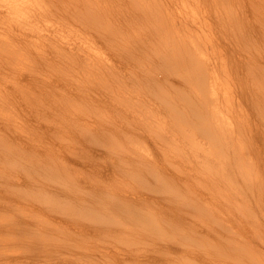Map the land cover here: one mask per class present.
<instances>
[{
    "label": "rangeland",
    "instance_id": "374dc122",
    "mask_svg": "<svg viewBox=\"0 0 264 264\" xmlns=\"http://www.w3.org/2000/svg\"><path fill=\"white\" fill-rule=\"evenodd\" d=\"M232 2L234 9L245 11L249 19L227 22L224 27L215 25L213 30V113L218 114L213 118V137L218 140L213 147L206 144L207 151L213 152L212 160L205 159L203 149L197 147L201 142L198 140H205L206 135L198 130L195 139L181 126L190 128L198 122L197 114L207 107L200 100L196 113L189 109L197 100L188 86L179 89L185 86L181 78L176 77L177 86L170 89L174 99L188 108L172 122L176 129L169 135L176 136L178 143L167 155L161 152L164 147L171 148V138L164 145L160 137L154 136L153 127L145 122L149 103L138 100L153 99L154 105L163 106L161 115L170 117V109L151 93L156 82H144L136 90L130 81L134 93L124 103H139L142 109L135 114L121 110L124 104L116 101V93L123 91L118 90L115 80L109 84L114 99L108 93L111 101L98 105L92 98L106 92V82L84 80L80 69L73 70L70 82L72 88L83 86L88 94L84 97L72 90L73 108L83 110L63 107L65 111L55 115L18 103L14 110L6 102L7 108L0 105V183L8 190L7 197L16 194L23 201L1 210L0 217L10 219L20 212H38L32 206L36 204L43 210L52 208L46 218L56 222L53 231L43 238H35L32 233L5 234L0 264H104V253L118 250L122 254L140 253L141 259L151 257L148 264H160L159 258L173 264H192L196 256H264V33L252 31L253 25H264V18L255 14L264 10V0ZM67 4L71 6L72 2ZM232 23L234 28L230 27ZM226 65L227 71L223 68ZM9 73H2V82L12 89ZM62 100L59 97L52 103L57 106ZM52 119L58 122L54 126L50 125ZM167 129L172 130L171 126ZM226 144L232 149L228 150ZM22 160L33 161L31 176L46 184V190L57 188L64 195L55 193L49 200L48 194L53 193L32 183ZM249 161L250 173L245 169ZM24 193L26 198L22 197ZM129 198L132 201L128 202ZM0 199L8 198L0 192ZM167 206L171 207L170 215L163 214ZM35 218H42V214ZM107 224L125 234L113 238L101 229L80 231L84 225L96 228ZM150 227L154 228L150 236H135L136 231L145 232ZM42 240L54 252L34 260ZM67 246L73 248L67 255L58 251ZM79 246H89L93 251ZM178 247L187 249V253L169 252L180 250ZM120 264L142 263L120 259Z\"/></svg>",
    "mask_w": 264,
    "mask_h": 264
},
{
    "label": "bare ground",
    "instance_id": "6f19581e",
    "mask_svg": "<svg viewBox=\"0 0 264 264\" xmlns=\"http://www.w3.org/2000/svg\"><path fill=\"white\" fill-rule=\"evenodd\" d=\"M29 1L31 0H0V27L2 26L0 63L3 64L0 65V105L7 108L6 102L8 108L14 110L18 103L28 105L38 112L55 115L63 113L65 111L63 107L68 111L83 110L73 108L75 103L72 90H78L84 97L88 94L83 86L72 88L70 82L73 70L80 69L81 78L84 80L102 79L100 81L106 82L103 88L106 92L101 89L103 95L92 98L99 102L98 105L110 100L108 93L111 94L113 89L109 84L112 85L110 80H115L113 83L118 86V90L123 91V94L116 93V101L121 100L120 102L124 104L121 110L135 114L142 109V106L137 102L124 103L125 98L134 93L130 81L135 85L136 90L141 89L144 82H156L151 93L170 109V117L161 115L163 106L154 105L153 99L149 98L151 102H148L149 99L138 100L144 104L149 103V109L144 114L145 122H148L149 127H153L154 136L160 137L164 145L168 142V138H171V148L164 147L161 152L167 155L178 143L176 136L169 135L175 133L176 129L172 122L180 111L188 108L186 103L174 99L170 89V86H177L175 78H181L180 82L185 86L182 88L179 85V89L188 86L197 100L189 105V109L196 113L195 109L199 106L200 100L207 106L203 113L197 114L200 116L198 122L188 129L184 124L181 126L195 139L198 130L206 135L205 140H198L201 142H197V147L203 149L205 159H213V152L207 151V147H213V143L216 144L218 140L213 137V118L218 117L217 113H213V110L216 112V109H213V86H215L213 30L215 25L224 27L227 22L242 23L245 19H249L245 11L237 12L232 0H64L65 3L58 0H33L34 7ZM61 2L57 9L56 6ZM66 2H72L71 6L69 4L66 6ZM255 14L264 18L262 9ZM52 20H55L54 23ZM230 27L234 28L235 24L232 23ZM253 29L264 33L260 31L264 30L263 24L253 25L252 31ZM257 41L255 40V43ZM5 64L9 65L4 67ZM223 68L228 70L227 65ZM6 72L12 74L10 79L14 86L12 89L6 88L2 82L5 78L2 73ZM185 95L187 93L183 95L184 99ZM59 97L63 98L62 102L54 106L52 101ZM110 97L114 99L112 94ZM166 97L169 99L167 100ZM54 122L57 121L52 119L50 125L54 126ZM226 124L230 126L232 122ZM169 126L172 128L170 131L167 129ZM177 127L184 132L179 125ZM226 147L228 150L232 149L227 144ZM29 153L30 151L25 153L23 159H26V154ZM22 166L31 176L33 161L22 160ZM251 166L252 163L249 161L245 167L248 173L251 172ZM31 177L35 186L46 190V184L35 176ZM7 191L0 183V192L8 198L0 199V211L7 206L23 203L16 194L7 197ZM46 191L53 193L48 194L49 200L54 198L55 193L58 196H63L65 193L52 187ZM26 196L25 193L22 195L24 198ZM146 199L157 200L152 197ZM26 200L30 204V198ZM127 201L130 202L132 199L129 198ZM32 206L38 212H20L10 219L0 217V235L2 234L3 237L0 245L6 242L5 234L26 233L28 236L32 233L35 238H43L53 231L56 222L46 218L52 208L43 210L36 204ZM117 207L122 206L117 205ZM170 211L171 207L167 206L163 214L170 215ZM36 214H42V218H35ZM94 229H101L104 235L113 238L125 234V231L110 224L96 228L84 225L80 231L89 233ZM153 229L150 227L145 232L140 229V233L136 231L135 236L142 233L150 236ZM41 244L34 252V260L47 258L54 252L46 240H42ZM80 247H87L85 250L89 252L93 251L89 246L78 248ZM70 248L73 249L67 246L58 251L67 255ZM178 249L180 250L168 251L179 255H185L188 251L183 247ZM104 255L106 257L104 264H120V259H138L142 264H148L153 260L147 256L141 259L140 253L132 251L123 254L119 250L117 253L107 251ZM159 261L160 264H173L161 258ZM192 264H264V256L228 255L221 258L196 256Z\"/></svg>",
    "mask_w": 264,
    "mask_h": 264
}]
</instances>
